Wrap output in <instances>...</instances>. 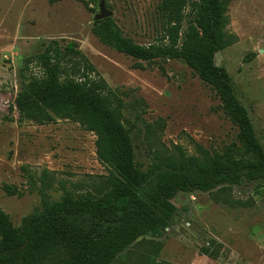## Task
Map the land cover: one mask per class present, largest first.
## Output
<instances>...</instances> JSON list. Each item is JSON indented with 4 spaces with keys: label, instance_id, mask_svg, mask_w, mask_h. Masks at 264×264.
Instances as JSON below:
<instances>
[{
    "label": "rangeland",
    "instance_id": "obj_1",
    "mask_svg": "<svg viewBox=\"0 0 264 264\" xmlns=\"http://www.w3.org/2000/svg\"><path fill=\"white\" fill-rule=\"evenodd\" d=\"M89 1L0 0V208L18 230L42 211L43 195L52 202L98 196L112 175L98 159L97 137L77 122L19 120L20 93L44 78L28 61L51 42L62 50L76 43L115 92L112 107L142 171L166 168L181 152L204 160L240 147L219 97L184 61H136L93 34L106 13L135 44H158L161 0H102L90 6L93 13ZM227 17L236 41L216 55V65L229 73L264 147V0H230ZM173 203L171 228L140 239L114 264H264V180L179 194Z\"/></svg>",
    "mask_w": 264,
    "mask_h": 264
},
{
    "label": "trees",
    "instance_id": "obj_2",
    "mask_svg": "<svg viewBox=\"0 0 264 264\" xmlns=\"http://www.w3.org/2000/svg\"><path fill=\"white\" fill-rule=\"evenodd\" d=\"M100 1L90 0L87 8L93 13L90 6ZM229 2L161 0L163 36L148 46L126 38L112 17L96 21L92 29L103 44L136 61H184L216 93L239 130L240 147L223 155L202 160L181 152L166 168L144 172L136 164L130 133L112 107L115 92L76 43L62 50L51 42L29 59L43 70L44 78L34 79L20 93L19 120L41 125L56 119L77 122L97 137L98 159L112 175L107 190L98 196L52 202L43 195L42 211L23 230L0 208V264H114L140 239L171 228L177 213L173 200L179 194L212 193L264 180V147L229 73L216 65V55L236 41L227 32Z\"/></svg>",
    "mask_w": 264,
    "mask_h": 264
},
{
    "label": "water",
    "instance_id": "obj_3",
    "mask_svg": "<svg viewBox=\"0 0 264 264\" xmlns=\"http://www.w3.org/2000/svg\"><path fill=\"white\" fill-rule=\"evenodd\" d=\"M107 18H110V16H109L108 14L104 13L103 15H99V16H97L96 21L105 20V19H107Z\"/></svg>",
    "mask_w": 264,
    "mask_h": 264
}]
</instances>
